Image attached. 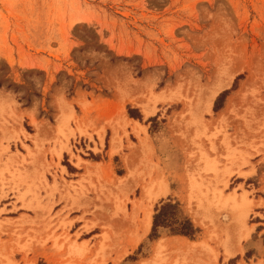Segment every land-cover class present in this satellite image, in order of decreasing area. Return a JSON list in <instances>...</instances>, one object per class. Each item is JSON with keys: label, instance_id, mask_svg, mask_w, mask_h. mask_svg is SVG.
I'll return each mask as SVG.
<instances>
[{"label": "rangeland", "instance_id": "374dc122", "mask_svg": "<svg viewBox=\"0 0 264 264\" xmlns=\"http://www.w3.org/2000/svg\"><path fill=\"white\" fill-rule=\"evenodd\" d=\"M0 264H264V0H0Z\"/></svg>", "mask_w": 264, "mask_h": 264}, {"label": "trees", "instance_id": "16d2710c", "mask_svg": "<svg viewBox=\"0 0 264 264\" xmlns=\"http://www.w3.org/2000/svg\"><path fill=\"white\" fill-rule=\"evenodd\" d=\"M129 115L135 117L132 111L129 112ZM158 227L169 228L172 235L186 237L190 240L194 238L197 232L190 220L187 217H182L177 203H164L157 210V213L153 216L150 238L157 237L156 230Z\"/></svg>", "mask_w": 264, "mask_h": 264}, {"label": "bare ground", "instance_id": "6f19581e", "mask_svg": "<svg viewBox=\"0 0 264 264\" xmlns=\"http://www.w3.org/2000/svg\"><path fill=\"white\" fill-rule=\"evenodd\" d=\"M208 100H209V102H207L206 104L210 103V99H207V101ZM166 193H167V191L165 189H163L157 195H163L164 196V194L166 195ZM151 219H152V216H150V213L149 212L146 213L145 217H144V221L142 222V230L144 231V234H146L148 232V230H149V227L151 225ZM195 220H196L197 223L200 222L197 217L195 218ZM179 240H182L183 242H179ZM179 240L173 238L172 240L169 241L168 246L171 247L174 250V249H178V248H181V249L186 248V247L189 248L190 246L196 247V245H197L195 242H188V241H186L184 239H179ZM133 242H135V241H133ZM161 243L162 242H160L158 244V246L156 248V251H159V249L162 247V245H164V243H162V244ZM179 244H182V245H179Z\"/></svg>", "mask_w": 264, "mask_h": 264}]
</instances>
